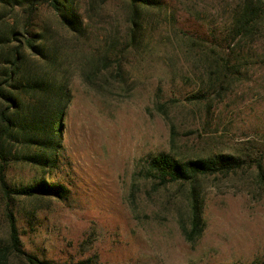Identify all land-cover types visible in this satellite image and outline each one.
Wrapping results in <instances>:
<instances>
[{"label":"rangeland","instance_id":"obj_1","mask_svg":"<svg viewBox=\"0 0 264 264\" xmlns=\"http://www.w3.org/2000/svg\"><path fill=\"white\" fill-rule=\"evenodd\" d=\"M161 1L140 14L134 42L127 0H73L81 36L64 29L49 4L39 6L26 36L43 31L70 98L44 169L19 158L35 149L6 145L0 238L12 212L23 250L58 264L264 263V172L257 173L260 165L264 171V27L232 37L246 0ZM1 16L0 34L17 44L22 36L14 40L10 30L24 33L26 8L0 5ZM229 63L239 67L234 75ZM160 153L243 161L228 174L197 178L205 226L194 243L181 231L190 185L160 186L140 175ZM40 180L63 185L66 197L11 192Z\"/></svg>","mask_w":264,"mask_h":264},{"label":"trees","instance_id":"obj_2","mask_svg":"<svg viewBox=\"0 0 264 264\" xmlns=\"http://www.w3.org/2000/svg\"><path fill=\"white\" fill-rule=\"evenodd\" d=\"M161 0H127L130 17V42H134L140 32L142 22L140 14L147 8L158 7ZM43 4H49L57 15L61 26L68 32L81 36L84 31L83 21L74 7L73 0H0L5 9L26 8L23 32L10 30V35L19 42L13 43L0 34V158L4 159L8 144H20L23 148L35 149L34 152L22 153L24 163L44 169L53 162V155L61 139V117L69 102L67 80L54 68L56 55L47 53V43L43 31L30 34L32 19ZM0 21H4L2 16ZM232 37L251 36L264 27V0H246L233 18ZM216 60V59H215ZM230 62V60L228 61ZM228 75H234L239 67L227 64ZM218 70L221 69L217 66ZM228 75L227 76L228 78ZM26 96L25 98H23ZM28 96V97H27ZM196 97V96H195ZM199 98V97H198ZM27 99V101L25 100ZM173 131H171V139ZM15 147V146H14ZM242 159L232 154H215L189 160H180L167 153H160L146 161V167L140 171L145 179H151L158 185L182 182L190 185L189 189V225L181 231L186 241L194 243L202 234L205 222L202 218L203 200L195 182L199 176L228 174L241 168ZM0 168H3L1 165ZM263 169L258 167L262 176ZM0 185L8 193L7 184L0 172ZM12 193L25 197L46 194L63 199L67 189L58 183L40 180L34 184L12 189ZM7 237L0 238V264H58L39 259L22 248L19 230L12 212L7 213ZM71 264H90L83 260ZM264 264V263H263Z\"/></svg>","mask_w":264,"mask_h":264}]
</instances>
